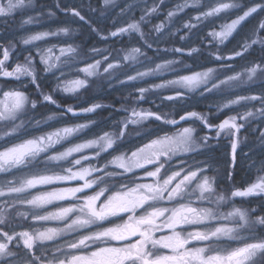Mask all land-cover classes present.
I'll list each match as a JSON object with an SVG mask.
<instances>
[{"label": "rangeland", "instance_id": "374dc122", "mask_svg": "<svg viewBox=\"0 0 264 264\" xmlns=\"http://www.w3.org/2000/svg\"><path fill=\"white\" fill-rule=\"evenodd\" d=\"M73 1L33 0L30 6L16 11L11 17H0V23L4 27L2 34L5 35V40L8 41L0 49V60L3 59L4 50H9V58L5 61V68L8 71H12L16 64H25L26 57L31 56L35 64L39 84H41L42 79L44 81L46 78L50 79L46 86L41 84L43 93L52 95L59 104V107H57L56 104L44 102L40 93L37 94L36 90L33 89L36 85L30 82V77L22 76L19 80H16L0 76V98H2L3 91L18 89L28 96L29 101H37L36 109H32L29 103L15 121L17 124L21 121L24 122L25 127L19 134L20 138L38 137L63 127H75L78 124L87 125V127L80 129L54 145L48 150L47 154H41L42 157L48 154L55 155L75 144L98 139L105 133H116L122 128V122L131 117L132 109H136V111H151L169 120L176 121L184 113L180 112L177 114L173 112L175 110L172 107L167 106L168 103L176 100L180 104L178 111L191 108L190 110L199 114L200 117L207 118L212 125L214 118H218V121H221L228 116H237V123L243 124L244 127L240 129L241 141H239L236 151L234 170L240 166L244 171H247V173H244L242 180L245 183H256L259 178L264 177V140L260 137V133L264 132V116L259 113V109L262 107L261 100L241 99L242 97L252 96L264 97V75L258 71L257 75L252 80H249L245 71L247 68L254 66V61L258 62L264 57V51L260 50V44H255L243 56L224 61L215 59L216 55L223 57L232 56L236 51L242 50V46L246 41L250 43L249 37L251 36L252 28L261 19H264V13H260L259 10L257 13H253L246 21L238 25L222 43L220 37H214L210 34L222 31L223 26L230 24L236 18L237 12H241L242 8L260 3L262 0H248V2L226 0V2L239 5V7L207 18L201 16L199 22L195 17L214 7L216 0H199L198 3L195 0H187V6H183L186 0H114L113 4L107 6L104 4V0ZM25 4L27 5V0H25ZM153 6L157 8V11L146 14L145 9L150 10ZM70 9L78 10L85 17V20L81 21L79 17L72 15L71 11H69ZM170 11L175 13L171 17L168 15ZM142 15H145L144 21L140 20ZM29 17H32V22L24 23L23 21ZM133 22H139L140 30L144 33L147 40L152 42L151 48L146 47L145 41L141 39L140 34L133 30L118 36L110 35V33L117 31L121 27L127 28ZM185 24L196 26L186 28ZM157 25H163L159 32L156 31ZM62 28H68L69 33L65 35L60 32L59 30ZM44 32L58 34L48 35L40 40L32 41L28 45L23 43L24 39ZM252 38L258 39L259 37ZM231 41L233 42L231 43ZM233 43L235 44L232 45ZM70 46L76 49L75 53L72 54L73 58L71 60H69L68 55H62L60 51ZM225 47L228 48L225 49ZM134 48H139L141 51L139 53L133 52ZM177 48L181 49V51H175ZM193 48H196L197 51L189 54ZM253 48L255 51L254 54H251ZM48 49H51L50 53L47 51ZM93 49H98L99 52L93 51ZM41 54L50 56L49 63H56L57 68H54L51 72H45V65L40 62ZM206 55L210 58L208 64L191 65L190 61L199 62L200 58L206 57ZM125 56H129V59L124 60ZM57 57H59V62L56 60ZM105 57H108V59L105 60ZM132 57L135 58L133 59ZM97 60L101 61L99 67L90 68L89 66L94 65ZM167 61H174V63L166 64ZM110 62L118 66L105 71ZM224 63L231 65V67H222L221 65ZM157 64L166 65V67L156 72H150L151 69L156 68ZM208 68L216 70L213 73V78L218 76L219 79L224 80L229 75L240 73V79L229 82L227 86L223 87L222 91L204 92L203 95L200 94L204 87L203 85L191 90L187 87L176 85H169L164 88L153 87V85L178 79L181 75L203 72ZM82 69H88L93 75H88ZM137 71L150 72V74L137 77L135 80H129L128 76H135ZM77 79L85 81L86 86L77 87L75 91L66 92L63 90L65 87H76L72 82ZM140 88L146 89L143 93V99H140L141 94L138 91ZM177 93L180 95L177 96ZM110 96L114 97L112 101ZM167 96L177 98L168 100L165 98ZM232 101L238 102L232 103ZM94 104L100 105V107L93 112L81 111ZM199 105H202L204 109L199 110L197 108ZM68 106H72L77 114L73 115L66 112ZM107 110H111V112L106 113ZM249 111L254 115L247 121L239 118L240 115ZM52 114H55L54 119L48 120L47 117ZM37 120L41 121V123L37 124ZM161 123L163 121L155 120L153 117L144 119L135 125L129 124L124 138L120 141L117 140L116 145H114V147L119 146V151L113 152L112 149H108L107 152H102L100 157H97L98 148H86L82 152L73 153L64 160L50 162L49 167L55 173L62 175L66 174L64 169L67 167H73L74 171H79L82 167L98 166L102 168L108 163L109 168H114L115 166L110 161L115 156L121 154L130 156L132 151L143 147L149 140L164 136L174 137L183 128L187 127L194 129L191 150L177 152L171 161L164 165V168H162L163 173L160 172V175L163 176L166 170L170 175L172 171L181 168L189 169V167L190 170H196L200 167L205 168L207 170L206 175L213 182L218 176L222 177L224 175L228 177L233 175V170L231 169V164L233 163L231 154L232 136L221 133L217 137L214 130L208 131L202 120L196 117L187 119L177 126L168 124L165 127L168 129L165 134H161ZM8 127H10L9 122H0V133H3ZM204 138H207L206 141ZM16 142H19V138L5 137L4 140H0V150ZM212 143L228 146V155L225 156V159H228L226 174L220 167L222 166V161L218 159L223 157L222 155H213L215 152L213 150L210 153L211 158H207L209 162H205V158L201 157L205 153L204 151L208 149L207 146ZM254 147L257 148L254 150ZM217 149L221 151L226 148L218 146ZM257 149L258 156L260 155L258 158L255 156ZM108 152H112V155L109 156ZM225 153L227 154L226 151ZM84 156H88L89 159H82ZM75 159H81V164L73 166L70 161ZM161 159L166 158L161 157ZM178 159L181 160L179 162L175 161ZM183 159H189L186 162L187 165H181ZM43 169L44 165L40 164L38 166L29 165L12 169L10 172H0V188H3L7 193L6 181L16 180L22 175L29 174L30 171H43ZM210 169L214 171L211 175L209 174ZM154 170L155 168L150 171ZM139 173L141 174L142 171H139ZM46 174H52V172H47ZM251 175H253V178L248 180ZM143 177L145 178L142 182L153 183L154 181L152 177H147L146 175ZM76 181L81 180L38 186L37 188L29 189L25 193H12L0 197V211L7 212L5 222L12 217L18 221L21 219L22 222L27 219V221L31 222V225L40 221L38 224L41 231L46 228L63 227V224L58 225L62 220H36L33 218L34 214L46 215L49 212L56 211L61 206L74 207L77 203L82 202H71V199H77L70 198L68 203L54 201L52 204L37 208L21 203L17 197L31 199L32 196L41 191H50L57 187H77L75 185L70 186L76 184ZM215 183H213L214 193L211 194L210 201L202 202V206L211 207L215 213L224 211L219 213V215L226 216L233 209L238 208L247 212L250 220L264 217V193L239 197L230 201L226 198L227 202L225 200V205L230 203V207L222 210L221 206L224 201H218L219 196L216 194H223L222 191L229 193L231 188L228 190L224 189L225 186L221 182L220 184L224 188L220 187L221 189H219L217 183V186ZM111 184L112 186H110ZM107 187L109 188V193H111L112 188H119V185L112 181ZM91 194L93 193L91 192ZM6 201L8 202L7 204ZM13 201H15L14 206ZM97 204L99 205V202ZM78 214L75 211L69 213L68 218H66L67 222L75 219L79 216ZM214 223L217 224L213 227L218 224H225L229 227L234 226V221L231 220H226V222L213 220L209 222L210 225ZM78 232H80V229ZM84 233H88V231H84ZM238 235L244 239L231 240L228 247L235 248L242 246L245 242H255L254 236L264 237V226L255 225L251 228L240 229ZM216 243L219 244L218 242Z\"/></svg>", "mask_w": 264, "mask_h": 264}, {"label": "snow or ice", "instance_id": "6c2138e0", "mask_svg": "<svg viewBox=\"0 0 264 264\" xmlns=\"http://www.w3.org/2000/svg\"><path fill=\"white\" fill-rule=\"evenodd\" d=\"M32 2L33 0H27L26 5L25 0H0V17H11L16 11L30 6ZM195 2L198 3L199 0H195ZM113 3L114 0H104L106 6ZM183 6H187V0ZM237 7L239 5L226 2V0H216L214 7L201 13L195 19L199 22L201 16L207 18ZM258 10L260 13H264V0L242 8V14L241 12H237L236 18L230 24L223 26L222 31L210 34L214 37H220L222 43L238 25H241L243 21H246L253 13H257ZM69 11H71L72 15L79 17L81 21L85 20V17L78 10L70 9ZM156 11L157 8L155 6L150 10L145 9L146 14ZM174 14L171 11L168 13L169 17ZM140 20L144 21L145 15H142ZM23 22L26 24L31 23L32 17ZM184 26L192 28L196 25L185 24ZM162 28L163 25H157L156 31L159 32ZM129 30L138 32L141 39L145 41L146 47H152V42L148 41L140 30L139 22H133L127 28L121 27L117 31L110 33V35L118 36ZM59 31L65 35L69 33L68 28H62ZM57 34L38 33L24 39L23 43L28 45L32 41ZM252 37L259 38L253 39ZM249 40L251 42L246 41L241 51H236L232 56L228 57L216 55L215 59L224 61L243 56L255 44H260V50L264 51V19H261L257 25L253 26ZM47 51L50 53L51 49ZM60 51L62 55H68L69 60H71L73 58L72 54L75 53L76 49L70 46ZM93 51L99 52L98 49H93ZM140 51L139 48L133 49V52L136 53ZM175 51L180 52L181 49L177 48ZM196 51L197 49L193 48L189 54ZM253 51H255L254 48ZM8 58L9 50L5 49L3 60H0V76L16 80H19L22 76L30 77V82L36 85L39 90L33 58L31 56L26 57V63L16 64L12 71H8L4 66ZM132 58L134 59L135 57ZM50 59V56L40 55V62L45 65V72H51L54 68H57L56 63H49ZM107 59L108 57H105V60ZM123 59L128 60L129 56H125ZM56 60L59 62V57ZM172 63L174 61L166 62V64ZM100 64L101 61L97 60L94 65H90L89 67L98 68ZM253 65L245 70L249 80H252L258 71L264 75V57L258 62L254 61ZM116 66L118 65L110 62L105 71ZM221 66L226 68L231 67V65L226 63ZM164 67L166 65L157 64L156 68L151 69L150 72L159 71ZM82 71L87 72L88 75H93L88 69H82ZM215 71L213 68H208L203 72L181 75L178 79L153 85V87L164 88L169 85H176L187 87L191 90L203 85L204 87L200 93L203 95L204 92L213 93L214 91H222L224 86H227L231 81L239 80L241 75L237 73L221 80L218 76L213 78ZM150 72L137 71L135 76L129 75L128 79L135 80L137 77L149 75ZM57 79L59 78L57 77ZM72 83L76 87H65L63 90L66 92L75 91L77 87L86 86L85 81L79 79ZM138 91L141 94L140 99H143V93L146 89L140 88ZM179 95L177 93V96ZM40 96L44 102L56 104L59 107V104L52 95L40 92ZM165 98L173 100L177 97L167 96ZM241 99H260L262 107L259 109V113L261 116H264V97L252 96L242 97ZM237 102L232 101V103ZM29 103L32 109L37 108V101H29L28 96L18 89H9L2 92V98H0V122H9L10 127L3 133H0V140H4L5 137H15L19 138V142L11 143L10 146H5L3 150H0V172H10L12 169L27 167L29 165L38 166L40 164L44 165V169L43 171H30L29 174L22 175L16 180L6 181L7 193L3 188H0V197L12 193H25L29 189H34L38 186L54 185L70 180H81L84 183L78 187H57L50 191H41L32 196L31 199L27 197H17V199L21 203H26L37 208L52 204L54 201H63L69 198L83 201L82 203H77L74 207L61 206L56 211L49 212L46 215L34 214L33 218L36 220H66L69 213L74 211L82 215L71 219L70 222L65 224L64 228H46L43 231L37 229L32 233L28 231L17 233L15 231L9 232L0 229V264H264V237L254 236L255 242H245L242 246L235 248L222 247L216 243L225 237L229 240L244 239L238 235L239 230L251 228L255 225L264 226V217L250 220L248 213L238 208L233 209L226 216L219 215L211 207L202 206V202L210 201L211 194L214 193V182L206 175L207 170L203 167L196 170H190V167L189 169L181 168L172 171L170 175L166 170L163 176L160 175L161 169L164 168L166 163L171 161L177 152L191 150L194 129L185 127L174 137L164 136L149 140L143 147L132 151L130 156L126 154L115 156L110 161L115 166L114 168H109L108 163L102 168L98 166L82 167L79 171H74L73 167H67L64 169L66 174L62 175L52 171L49 163L64 160L73 153L82 152L86 148H98L97 157H100L102 152H107L108 149H112L113 152L119 151V146L114 147V145H116L117 140L124 138L129 124L135 125L144 119L153 117L155 120H163L166 124L175 125L178 122L169 120L151 111L142 110L138 112L136 109H132L131 117L122 122V128L116 133H105L98 139L78 143L58 154H48L42 157V153L47 154L48 150L54 147V145L65 140L80 129L87 127V125L78 124L75 127H63L38 137L20 138L19 134L25 127L24 122L21 121L17 124L15 121ZM98 107L100 105L94 104L81 111L93 112ZM66 112L73 115L77 114L72 106H68ZM253 115L249 111L240 115L239 118L247 121ZM54 116L55 114L49 115L47 119L52 120ZM192 117L201 119L204 126L209 130H215L217 137L221 133H226L233 137L231 149L234 165L238 147L235 135L244 127L243 124L237 123V116H228L216 125L210 124L207 118L200 117L195 112L187 113L181 117V120H187ZM36 123L40 124L41 121L37 120ZM260 137L264 140V132L260 133ZM204 139L206 141L207 138ZM108 155L111 156L112 152H108ZM161 157H165L166 159L162 160ZM82 159H89V157L84 156ZM70 163L73 166L80 165L81 159H75L70 161ZM181 163L185 162L181 161ZM146 164L156 165L154 171H145L147 177L154 178L153 183L142 182L144 177L136 171L137 169L145 168ZM47 172H52V174H46ZM95 173H99V175H94ZM88 177L92 178L88 179ZM112 181H115L119 185V188L113 187L111 193L105 196V193L109 191L107 185ZM88 189H92L93 194H89L86 191ZM78 193H83V196L77 197ZM261 193H264V177L259 178L257 183H254L243 191H234L232 196L246 197ZM102 196L105 198L101 201L100 198ZM223 199V196L218 197V201H223ZM98 201H100L99 205L97 204ZM12 203L14 206L15 201ZM6 215V211H0V224L5 222ZM109 217H116L121 222L117 223L116 220H109ZM213 220H231L234 221V226L229 227L225 224H218L215 227L209 226L200 230H186L184 228L185 225H208ZM101 221H108L115 226L98 225V222ZM92 225H98L99 230H91L88 233L80 232L72 240L66 241L67 248L73 251L66 252L58 246L60 255H52L51 258H48L44 255V252L49 249L35 247L37 241H50L65 232L76 233L79 229H87ZM157 233H161V235L156 236ZM192 241L204 242V246L193 245L189 247ZM158 249H166L168 251L165 253L158 251Z\"/></svg>", "mask_w": 264, "mask_h": 264}, {"label": "trees", "instance_id": "16d2710c", "mask_svg": "<svg viewBox=\"0 0 264 264\" xmlns=\"http://www.w3.org/2000/svg\"><path fill=\"white\" fill-rule=\"evenodd\" d=\"M83 1V0H82ZM70 2H74L73 0H70ZM243 2H248V0H243ZM53 11H55V10H53ZM56 12V11H55ZM3 25L0 23V49L3 47V46H5L7 43H8V41H6L5 40V35H3L2 34V30H3ZM233 41H231V43H232ZM112 44V43H111ZM235 43H233L232 45H234ZM229 46V45H228ZM228 47H225V49H227ZM251 54H254V51H252L251 52ZM209 60H210V58L208 57V55H206V57L205 56H203L202 58H200V60H199V62H192V61H190L191 62V65H202V64H208L209 63ZM49 80L50 79H48V78H46L45 79V81H44V79H42L41 80V84H44L45 86H46V84L49 82ZM38 82V81H37ZM38 84H39V82H38ZM41 84H39V90L37 89V87H35V88H33V89H35L36 90V92H37V94L38 93H40V92H43V90H42V87H41ZM43 86V85H42ZM111 97V101H112V99L114 98L113 96H110ZM117 102V101H116ZM116 102H114V103H116ZM114 103H112V104H114ZM149 104H151V103H149ZM153 106V105H152ZM168 107H172V109H174L175 111H173V112H175V113H177V114H179L180 112H185V111H187V109H182L181 111H178V108H179V106H180V104L178 103V102H176V100L175 101H172V102H170V103H168V105H167ZM201 107V106H200ZM114 108V107H113ZM114 110V109H113ZM108 112H111V110H107L106 111V113H108ZM213 120H217V119H213ZM110 128V127H109ZM240 136H241V132L239 133V135H238V137H239V141H241L240 140ZM218 146H222V147H225L226 149L225 150H221V151H224V152H221V151H219V149H217V147ZM208 147V149H209V153H208V149L206 150V151H204L205 153L204 154H202L201 155V157H204L205 158V162H209V161H207V158H211V151H215L214 153H213V155H222L223 157H219L218 159H219V161H222V166H220L222 169H223V171L225 172V174H226V172H227V167L226 166H228V164H226L227 162H228V159H225V156L226 155H228V151H229V149H228V146H226V145H220V143H212L210 146H207ZM206 147V148H207ZM257 147H254V150L256 149ZM225 151L227 152V154L225 153ZM255 156L258 158L259 156H258V149L256 150V154H255ZM188 160L189 159H183L182 161H184L185 163H181V165H187L186 164V162H188ZM216 161H217V159H215ZM203 164H205V163H203ZM232 169V168H231ZM233 170V175H230V176H228V177H226V176H222V177H217V178H215V180H214V182H216L217 183V185H218V187L220 188L221 186H225V189H230V190H232L233 188H235V187H240V186H243V184H244V182L242 181V179H243V177H244V173H247V171H244V169L243 168H240V166L239 167H237L235 170H234V168L232 169ZM214 171H212L211 169L209 170V174L211 175L212 173H213ZM97 173H95L94 175H96ZM92 178V177H91ZM253 178V175H251V177H249V179L248 180H250V179H252ZM223 183V185L222 184H220V183ZM84 182L82 181H79L78 183H76L75 184V186H80V185H82ZM216 185V186H217ZM74 186V185H73ZM223 186V187H224ZM89 194H91V191H88V190H86ZM79 194V193H78ZM77 194V195H78ZM80 194H82V193H80Z\"/></svg>", "mask_w": 264, "mask_h": 264}, {"label": "flooded vegetation", "instance_id": "af4514ba", "mask_svg": "<svg viewBox=\"0 0 264 264\" xmlns=\"http://www.w3.org/2000/svg\"><path fill=\"white\" fill-rule=\"evenodd\" d=\"M160 121H163V120H160ZM165 126H167V125L164 122L160 124L161 129L164 128ZM12 225H13L12 228H14L13 231H15L17 233L23 231L22 228L19 227L18 223H13ZM0 229H3L5 231H8V228L6 226H3L2 224L0 226ZM9 232H11V231H9ZM159 235H161V233H157L156 234V236H159ZM13 243H15V241H13ZM21 244H22V241H21ZM193 245H195V246H204V242L192 241L189 244V247H191ZM218 245L219 246H222V247H227L225 245H220V244H218ZM35 247H38L37 243L35 244ZM48 249H49L48 250V258H51L52 255H60V252H56V253L54 252V246H53V244H50V246H49ZM64 251H66V249H64ZM158 251H161V252H165L166 253L168 250H166V249H158ZM61 258H63V257H61Z\"/></svg>", "mask_w": 264, "mask_h": 264}, {"label": "bare ground", "instance_id": "6f19581e", "mask_svg": "<svg viewBox=\"0 0 264 264\" xmlns=\"http://www.w3.org/2000/svg\"><path fill=\"white\" fill-rule=\"evenodd\" d=\"M250 172V171H249ZM244 178V177H243ZM243 180V179H242Z\"/></svg>", "mask_w": 264, "mask_h": 264}]
</instances>
